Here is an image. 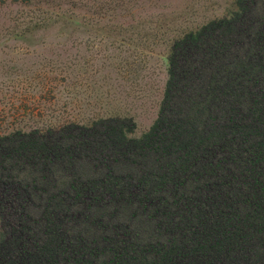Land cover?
<instances>
[{"label":"trees","instance_id":"16d2710c","mask_svg":"<svg viewBox=\"0 0 264 264\" xmlns=\"http://www.w3.org/2000/svg\"><path fill=\"white\" fill-rule=\"evenodd\" d=\"M166 61L139 138L128 118L0 135V264H264V0Z\"/></svg>","mask_w":264,"mask_h":264},{"label":"rangeland","instance_id":"374dc122","mask_svg":"<svg viewBox=\"0 0 264 264\" xmlns=\"http://www.w3.org/2000/svg\"><path fill=\"white\" fill-rule=\"evenodd\" d=\"M37 1L0 0V135L128 118L139 138L157 118L172 42L235 10V0Z\"/></svg>","mask_w":264,"mask_h":264}]
</instances>
